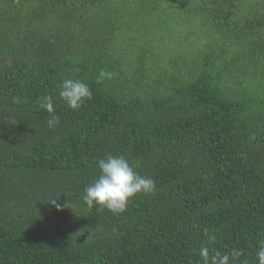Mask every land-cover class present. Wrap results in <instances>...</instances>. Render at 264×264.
<instances>
[{
	"label": "trees",
	"instance_id": "obj_1",
	"mask_svg": "<svg viewBox=\"0 0 264 264\" xmlns=\"http://www.w3.org/2000/svg\"><path fill=\"white\" fill-rule=\"evenodd\" d=\"M108 155L156 184L119 215L82 201ZM262 240L264 0H0V264H258Z\"/></svg>",
	"mask_w": 264,
	"mask_h": 264
},
{
	"label": "clouds",
	"instance_id": "obj_2",
	"mask_svg": "<svg viewBox=\"0 0 264 264\" xmlns=\"http://www.w3.org/2000/svg\"><path fill=\"white\" fill-rule=\"evenodd\" d=\"M59 97L72 110H78L87 99L92 98L89 85L78 79H64L57 85ZM39 107L50 115L54 113V102L50 95L40 98ZM59 120L54 115L47 120V127L54 129ZM99 174L90 184L85 186L82 201L89 207L99 210H108L114 215H119L127 210L131 199L138 194L151 195L156 190L155 181L150 177L140 175L129 160L123 156L108 155L98 160ZM51 203L60 209V205L54 199ZM243 255L239 249H233L229 253L215 251L210 255L207 246L199 248L201 264H236ZM258 264H264V240L259 243L256 252Z\"/></svg>",
	"mask_w": 264,
	"mask_h": 264
}]
</instances>
